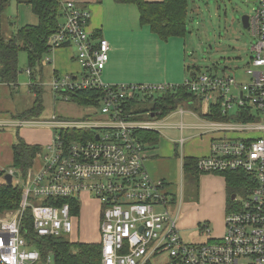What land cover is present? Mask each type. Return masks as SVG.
I'll return each mask as SVG.
<instances>
[{"label":"built area","instance_id":"2783aa9c","mask_svg":"<svg viewBox=\"0 0 264 264\" xmlns=\"http://www.w3.org/2000/svg\"><path fill=\"white\" fill-rule=\"evenodd\" d=\"M256 2L253 13L248 14V30L256 38L246 69L249 82L240 83L231 74L198 72L181 84L197 97L214 99L224 116L233 108L250 116L251 108L254 117L207 122V130L225 136L212 142L208 155L198 157V170L243 172L250 177L248 194L239 198L236 193L231 199L220 238H210L208 224L202 223L200 229L209 237L189 244L181 236L179 215L167 209L176 201L168 197L166 181L152 178L145 168V144L136 136L138 130L161 131V122L156 117L135 120V114L127 109L129 98L137 93L164 92L180 85L105 83L102 73L109 60V41L100 37L95 42L90 36V11L78 9L72 0H61L65 22L48 37V53L77 43L80 71L78 75H54L49 87L55 97L65 101H70L69 92L101 88V113L88 111L80 120L53 116L16 122L18 126H51L56 132L43 151L40 171L33 173L31 167L26 173L16 168L6 172L13 175L12 184L22 188V200L17 210L0 216V264H50V257L43 260L22 233L26 212L30 210L33 230L39 237L72 236L78 233L76 223L80 224L72 204L43 201L62 197L81 201L84 193L94 196L102 211L98 240L101 264H152L153 256L164 251L171 256L168 264H264V0ZM52 59L44 61L51 63ZM37 84L43 87L45 83ZM73 130H77L76 135L65 139L63 132ZM82 130L86 133L79 139ZM230 133L238 136H226ZM3 180L6 182L5 177Z\"/></svg>","mask_w":264,"mask_h":264},{"label":"crops","instance_id":"0c3cea01","mask_svg":"<svg viewBox=\"0 0 264 264\" xmlns=\"http://www.w3.org/2000/svg\"><path fill=\"white\" fill-rule=\"evenodd\" d=\"M72 1L75 2L78 9L90 11L91 18L87 28L94 41L97 42L100 37H105L111 45L109 60L102 73V80L105 83L181 85L189 71V77L199 71L200 67L187 63V57L193 53L188 50L185 37L174 36L166 40L161 38L152 30L150 25L141 23L140 10L135 3L118 0ZM145 1L161 2L163 0ZM14 2V12L11 11L8 14V19L11 22L14 23L17 20L18 28L39 24L40 18L33 12L30 5L19 3L17 0ZM64 22L63 13L60 24ZM13 27L16 28V25ZM68 49L70 48L67 46L58 49L54 53L52 62L42 65L41 70L35 73L36 81L40 80L43 84L45 83V89L43 87L44 111L47 110L46 113L51 116V119L53 116H57L64 120H80L88 114V109L84 106L71 100L65 101L59 96L55 97L50 87H47L54 75L67 73L78 75L80 66L76 60L77 55L74 52L71 54L67 51ZM44 66L48 70L45 71ZM45 74L48 76L45 77ZM45 81L49 82L46 83ZM25 85V83L19 82L8 84L0 81V171L7 172L11 168H16L14 167L13 147L18 142V134L29 144L42 147V150L37 152L31 166L33 173L40 171L44 164L43 151L56 132L51 126L46 125L18 126L16 124L20 120L17 115L30 108L35 98L30 83L27 84V88ZM47 95L52 104L50 108L46 105ZM139 97L140 103L138 101V104H145L142 97ZM196 98L197 96L185 97L178 109L165 116L157 112L151 113L149 109L147 111L149 114L143 112L135 114L133 117L135 120H147L156 117L161 122V131H155L158 133L157 142L150 144L144 140L145 168L152 178L166 181L168 197H173L170 198L173 200L178 195L180 198L185 196V184L187 183L183 168L185 159H198L200 156L208 155L211 152L212 142L224 135L220 131L206 129L207 122L215 120L208 118V114L216 105L221 110L220 104L215 103L214 99L212 101L202 97L204 101L197 104ZM196 106L200 107L203 114L198 113ZM233 110H235L233 113L230 110L227 121H237V109L234 108ZM226 136L238 135L230 133ZM182 140L183 144H181ZM22 179L24 180V177ZM1 182H3L2 178H0ZM197 189L196 199L191 202V207H208V214L204 218L206 221L204 223L209 226L210 238H220L225 232V209L229 207L231 196L236 191L227 185L226 177L218 172L201 174ZM89 201L100 205L94 196L90 193H84L81 198V210ZM97 209L101 219L100 206ZM181 213L179 206L177 214L179 215L180 230L181 232L185 231V234L188 235L189 231L194 232L196 226L183 222L181 224ZM208 237L209 233L207 234Z\"/></svg>","mask_w":264,"mask_h":264},{"label":"trees","instance_id":"16d2710c","mask_svg":"<svg viewBox=\"0 0 264 264\" xmlns=\"http://www.w3.org/2000/svg\"><path fill=\"white\" fill-rule=\"evenodd\" d=\"M13 0H0V81L8 84H16L22 69L19 67V53L24 50L27 53L28 69L31 71V78L34 82L32 91L35 93L33 104L27 110L20 112L17 118L30 119L38 117L44 111V91L42 85L37 84L36 72L40 71L44 65V55L48 53L47 40L55 33L61 22L63 13L61 0H17L19 3H26L32 7L33 12L39 16L40 22L37 26L25 25L16 27L10 31L8 26L13 27L6 15L7 8ZM135 3L140 10L142 24H148L152 30L161 38L168 39L174 36H185L189 32L188 10L190 0H163L161 2H147L145 0H118ZM5 19L8 20V23ZM7 27H5V25ZM13 29V28H11ZM71 101L77 102L90 111L92 107L94 115L101 113L102 95L101 88H82L77 92H69ZM139 96L142 97L143 105L138 104ZM193 95L185 86L168 89L164 92L154 93L140 92L128 100V111L133 114L145 113L149 109L151 112H161L165 116L180 106L182 100ZM137 102V103H136ZM140 103V101H139ZM246 113L238 112L237 120H253L251 108ZM208 118L215 120L229 119L223 115L219 106H213ZM82 132L86 133L85 130ZM81 131L78 138L83 137ZM74 133V134H73ZM77 130L63 132L65 139L69 140L72 135H76ZM89 134V131L88 133ZM136 136L144 142L155 143L158 140V133L151 130H138ZM145 143V142H144ZM14 167L27 172L33 165L37 152L42 150L40 145L29 144L18 134V142L14 145ZM184 175L191 181L198 184L203 172L197 168V159L188 158L184 161ZM226 177L227 185L236 191L237 185L248 183L250 177L243 172L227 171L222 173ZM6 171H0V178L5 177ZM254 183H252L253 185ZM22 198V188L0 183V214L7 211H15L19 208ZM64 202L72 204V213L77 216L81 211V201L75 197L48 198L43 201L45 204L62 205ZM22 233L41 254V258L47 259L49 253H53L55 264H101L102 250L101 244L72 242L67 236L62 237H39L33 230L30 210H27L26 217L22 225Z\"/></svg>","mask_w":264,"mask_h":264},{"label":"rangeland","instance_id":"374dc122","mask_svg":"<svg viewBox=\"0 0 264 264\" xmlns=\"http://www.w3.org/2000/svg\"><path fill=\"white\" fill-rule=\"evenodd\" d=\"M257 4L258 3L255 1L249 2L248 0H190L188 12L189 32L184 37L186 39L188 50L193 54L187 57V63L200 67L197 73L206 72L221 74L225 72L226 74L234 75L240 83H248L250 79L246 73V69L250 58L253 56L251 47L253 43H255L256 38L248 29L243 27L241 18L245 14H252ZM14 5L15 2L13 0L7 8L6 15L10 14L11 11L14 12ZM13 19L15 20V18ZM6 21L8 23L7 19H5L4 23H6ZM7 25L8 24H6L5 27H7ZM14 25L18 27L17 20L13 23V26ZM8 29L13 31L14 27L8 26ZM67 47L70 48L67 51L71 54L74 52L75 55H78L79 49L77 43L72 42ZM52 56H54V53H46L43 60L46 59V57ZM48 63L50 62L44 61V65ZM19 67L22 69V73L19 75L18 82L21 84L25 83V88H27L28 83L32 82L34 84L31 76L27 72L28 59L27 53L24 50L19 53ZM44 68L45 71L48 70L46 66H44ZM189 74L190 71L187 73L188 76L185 77V80L189 78ZM47 76L48 74H45V77ZM45 82L48 83L49 81ZM184 83L185 82L182 84ZM32 85H30V87H32ZM43 87L45 89V86ZM47 87L49 88V86ZM211 100L213 101V99ZM202 101H204V99L201 97L196 98L197 104H200ZM46 105L48 108L52 107L48 95L46 96ZM196 107L198 113L203 114L200 107ZM89 109V113L92 112V107ZM233 109H231L232 113L235 111ZM46 112L47 110L43 111L38 118L45 120L51 118ZM53 133L54 132L52 131V134ZM186 180L185 196L180 198V195H178L177 198H175L176 203L167 205V209L170 210L172 215L176 216L180 206L182 212L180 215V223H190V225L196 226L194 232L189 231L188 235L185 234V231H180L182 238H184L189 244L202 243L207 240V234L202 233V230L199 227L202 223L206 222L204 218L208 214V207H191V202L196 199L198 184L191 181V179H188V177H186ZM235 193L238 194L239 198H244L248 194L247 185H237ZM170 198L173 197L170 196ZM98 207L99 204L93 201H89V203L83 207L80 214L76 216L79 218L80 222V224L76 223L78 233H74L72 236H67L70 241L79 243L93 241L88 243H98L100 238L99 221L101 222L98 214ZM10 212L12 211H7L0 214V216H4ZM101 212L100 209V213ZM226 212L227 207L224 214V225ZM97 230L98 232H96ZM49 257L51 260L50 264H55V257L52 252L49 253ZM170 260L171 256L169 251H164L163 253L153 256L152 264H168Z\"/></svg>","mask_w":264,"mask_h":264},{"label":"water","instance_id":"95a60500","mask_svg":"<svg viewBox=\"0 0 264 264\" xmlns=\"http://www.w3.org/2000/svg\"><path fill=\"white\" fill-rule=\"evenodd\" d=\"M248 1L249 2H253V1L256 2L257 0H248ZM241 20L243 23V27L248 29L249 28V15L248 14L243 15ZM12 178H13V175L11 173H6L5 179H6L7 184H12ZM235 197H236V193H233L231 196V199H234Z\"/></svg>","mask_w":264,"mask_h":264}]
</instances>
